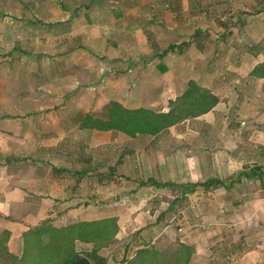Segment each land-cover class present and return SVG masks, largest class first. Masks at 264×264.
Masks as SVG:
<instances>
[{
  "label": "crops",
  "instance_id": "1",
  "mask_svg": "<svg viewBox=\"0 0 264 264\" xmlns=\"http://www.w3.org/2000/svg\"><path fill=\"white\" fill-rule=\"evenodd\" d=\"M112 2L29 0L45 9L36 23L0 0L9 251L20 255L23 232L48 218L64 226L115 216L125 245L177 238L195 248L189 264H264V77L250 74L264 59V0ZM78 6L85 22L73 16ZM191 80L217 103L156 134L80 125L86 113L106 117L111 100L166 112ZM149 177L171 185L139 184ZM212 178L221 183L186 188Z\"/></svg>",
  "mask_w": 264,
  "mask_h": 264
},
{
  "label": "trees",
  "instance_id": "2",
  "mask_svg": "<svg viewBox=\"0 0 264 264\" xmlns=\"http://www.w3.org/2000/svg\"><path fill=\"white\" fill-rule=\"evenodd\" d=\"M196 34V32H195ZM195 34L193 36H195ZM174 49L169 45L158 55L163 56ZM252 76L264 77V59L250 71ZM217 97L209 90L201 88L195 81H189L187 88L169 102L166 112L154 111L150 108H127L115 100L105 107L106 117H98L86 113L80 121L85 128L100 130L116 129L128 135L156 134L162 129L180 122L183 119L201 115L213 108ZM218 184L220 180L212 178L205 182L186 185L194 190L201 184ZM140 185L165 187L170 182H159L153 177L140 180ZM182 187V185H181ZM183 187H185L183 185ZM118 231L117 218L107 217L98 220L78 221L64 226H55L48 218L35 226H30L23 232V250L20 255L11 253L6 245L9 232H0V264H67L77 256H85L92 264H107L100 249L112 241ZM91 243L89 249L79 250L76 242ZM178 247L172 251H162L153 244H143L134 255L125 260L126 264H189L195 248L193 245L178 242Z\"/></svg>",
  "mask_w": 264,
  "mask_h": 264
},
{
  "label": "rangeland",
  "instance_id": "3",
  "mask_svg": "<svg viewBox=\"0 0 264 264\" xmlns=\"http://www.w3.org/2000/svg\"><path fill=\"white\" fill-rule=\"evenodd\" d=\"M45 1L46 0H36V3L38 5H40V4L44 5ZM57 1L60 3V5L62 4V2H64L65 4H69L71 6V8H72L73 6H76L77 1H85L86 2L87 0H57ZM114 1H119V0H113V2H112L113 4H115ZM5 2L7 4H10V5H14L15 2H18L19 4H21V6L22 5L25 6V10L28 11V12H31V14L28 15L27 18H29V20L31 21L32 19L29 16H32V18L34 20H37L36 23L39 22V16L41 15L40 13L45 10V9H43L41 7H40V9L29 8V6H28L29 0H5ZM138 4H141V3L139 2ZM13 7L14 6H6L7 9L12 8L11 11L14 12L15 8L13 9ZM145 8H147V7H144V5H141L140 14H147ZM81 10H82L81 6L75 7L74 8V13L75 14L73 16L82 18L83 21L85 22L86 21L85 17L83 18L82 16H79V14H77V12L78 11L81 12ZM142 16H144V15H142ZM11 17L14 18L15 16H11ZM141 23H143V22H141ZM76 30L77 29H75V30L71 29V31L73 33L76 32ZM45 43L46 42H44V41L39 42L40 46H44ZM81 43L83 44L85 42H83V41H78V42L77 41H72V42H70V47L74 48V47H77V46H81L82 45ZM89 44H91V43L89 42ZM125 238L126 237H124L123 239H125ZM122 242L119 241L118 238L114 237V239L112 241H108L107 245L100 249L99 253L106 257L107 264H126L125 260L127 258L132 257L134 255V253L136 252V249L139 248V247L138 248H136V247L140 245V244L134 245L133 239L129 240L126 245H125L126 241H122ZM178 242H181V241H179L176 238L173 241L161 240L160 242H158L156 244H153V245L157 249L162 250V251H172V250H174V249H176L178 247V244H179ZM189 245H192V244H189ZM90 247H91V243H82V242H79V241L76 242V248L79 249V250L89 249Z\"/></svg>",
  "mask_w": 264,
  "mask_h": 264
},
{
  "label": "water",
  "instance_id": "4",
  "mask_svg": "<svg viewBox=\"0 0 264 264\" xmlns=\"http://www.w3.org/2000/svg\"><path fill=\"white\" fill-rule=\"evenodd\" d=\"M67 264H92L89 259L85 256H77L76 259L72 262H69Z\"/></svg>",
  "mask_w": 264,
  "mask_h": 264
}]
</instances>
